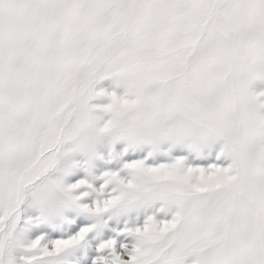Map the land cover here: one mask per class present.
I'll list each match as a JSON object with an SVG mask.
<instances>
[{
  "label": "snow or ice",
  "instance_id": "6c2138e0",
  "mask_svg": "<svg viewBox=\"0 0 264 264\" xmlns=\"http://www.w3.org/2000/svg\"><path fill=\"white\" fill-rule=\"evenodd\" d=\"M0 264H264V0H0Z\"/></svg>",
  "mask_w": 264,
  "mask_h": 264
}]
</instances>
